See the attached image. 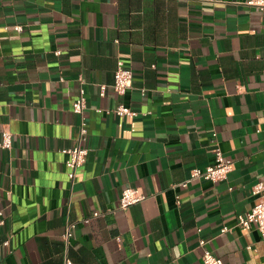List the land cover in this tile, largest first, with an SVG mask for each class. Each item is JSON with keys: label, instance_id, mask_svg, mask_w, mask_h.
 <instances>
[{"label": "crops", "instance_id": "obj_1", "mask_svg": "<svg viewBox=\"0 0 264 264\" xmlns=\"http://www.w3.org/2000/svg\"><path fill=\"white\" fill-rule=\"evenodd\" d=\"M118 57L134 71L123 95ZM119 104L138 114L118 115ZM4 129L0 264H204L201 238L223 264H264L261 232L239 220L264 181V9L0 0V139ZM79 144L89 154L72 179L61 149ZM217 146L233 161L228 176L183 186ZM127 186L147 197L124 209Z\"/></svg>", "mask_w": 264, "mask_h": 264}, {"label": "built area", "instance_id": "obj_2", "mask_svg": "<svg viewBox=\"0 0 264 264\" xmlns=\"http://www.w3.org/2000/svg\"><path fill=\"white\" fill-rule=\"evenodd\" d=\"M238 3L247 6L258 7L264 9V0H237ZM22 25H16L15 29L22 30ZM57 53H61L60 50ZM134 78V71L132 67L128 64L127 60L123 57H118L117 67L115 70V81L113 83L114 89L120 95L125 94L131 87ZM102 93H105L106 84H102ZM86 108V97L85 90L81 88L79 96L75 99L73 103V110L75 112L83 113ZM118 115H137L138 111L132 107L119 104L113 109ZM110 111V110H109ZM88 133V126L86 122L83 123L81 127V137L86 138ZM13 145L12 131L9 129H4L2 131V138L0 139V146L10 148ZM62 152L68 155L65 160L66 166L68 167V175L70 178L75 179L78 168L82 166L88 157L89 148L82 144L63 147ZM233 169V161L231 158L227 157L220 146L215 148V161L205 167L196 166L191 170L190 176L183 181L181 184L183 186H188L191 180L194 179H204L211 181H219L225 179L229 172ZM254 193L259 194V200L254 205L253 209L247 215H240V223L250 228L256 225L261 235L264 239V181H259L254 186ZM147 197L146 193L140 187L127 186L123 189L122 195L120 197V208H127L133 204L143 201ZM178 202H180L178 200ZM2 214V211H0ZM101 213L96 211L93 216H98ZM92 216H88L84 219L85 222H89ZM72 236L70 230L64 233V237L69 240ZM208 240L205 238L200 239V244L204 247L203 252V262L204 264H223L224 260L222 257L217 255L211 248L207 247ZM8 241L1 244L0 250L3 245L7 244ZM251 247V246H249ZM66 264H72V260L67 258Z\"/></svg>", "mask_w": 264, "mask_h": 264}, {"label": "water", "instance_id": "obj_3", "mask_svg": "<svg viewBox=\"0 0 264 264\" xmlns=\"http://www.w3.org/2000/svg\"><path fill=\"white\" fill-rule=\"evenodd\" d=\"M224 1H237V0H224Z\"/></svg>", "mask_w": 264, "mask_h": 264}]
</instances>
